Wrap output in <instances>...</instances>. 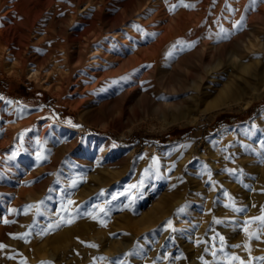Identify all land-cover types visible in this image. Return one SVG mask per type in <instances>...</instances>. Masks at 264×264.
<instances>
[{"label":"rangeland","instance_id":"obj_1","mask_svg":"<svg viewBox=\"0 0 264 264\" xmlns=\"http://www.w3.org/2000/svg\"><path fill=\"white\" fill-rule=\"evenodd\" d=\"M1 5L0 264H264V0Z\"/></svg>","mask_w":264,"mask_h":264},{"label":"bare ground","instance_id":"obj_2","mask_svg":"<svg viewBox=\"0 0 264 264\" xmlns=\"http://www.w3.org/2000/svg\"><path fill=\"white\" fill-rule=\"evenodd\" d=\"M20 4V3H19ZM28 5V4H27ZM20 6V5H19ZM27 7V6H26ZM14 8H17V1L14 3ZM1 9H2V5H1V0H0V40H2L3 38H5L4 37V33H5V31L6 30H8V26H7V23H9V20L7 19V18H5L4 17V13H1ZM14 10V9H13ZM13 10H11L10 12H12ZM17 10V9H16ZM26 11H27V9H26ZM28 12V11H27ZM9 14H11V13H9ZM38 14V13H37ZM240 14V13H239ZM40 15V14H39ZM14 16V15H13ZM23 18V17H22ZM23 20H24V18H23ZM19 23V22H18ZM219 23V22H218ZM200 24V23H199ZM209 24V23H208ZM221 24V23H220ZM12 25V24H11ZM214 25V24H213ZM15 26V25H14ZM24 26V25H23ZM215 26H216V24H215ZM25 28V27H24ZM23 28V29H24ZM26 30V29H25ZM15 31V30H14ZM13 31V32H14ZM24 31V30H23ZM201 31V30H200ZM237 31V30H236ZM12 32V31H11ZM25 32V31H24ZM219 33L218 34H220V35H223V32L224 31H218ZM239 32V31H238ZM241 32H243L242 30H241ZM240 32V33H241ZM27 33H28V31H27ZM30 33V32H29ZM225 33V32H224ZM234 33H236V32H234ZM32 34V33H31ZM184 34V33H183ZM14 36L13 37H15V33L13 34ZM235 35H237V34H235ZM242 35V34H241ZM197 37V36H196ZM240 37V36H239ZM237 38H238V36H237ZM24 39H25V37H24ZM13 40L14 39H11L10 38V33H8V37L7 38H5V41H3L4 42V45H6V48H11L10 49V51L11 52H13L14 54H16V55H20L22 52H21V50H19V49H16V47L15 46H13L12 47V44H13ZM240 40V39H239ZM238 40V41H239ZM19 41H20V39H19ZM242 41H243V39H242ZM244 41H246V40H244ZM233 43H235V41H232L231 43H229V42H226V41H224V42H222V43H220V45H216L215 46V49H217L219 52H220V54H224L225 53V51L229 48V46L230 45H232ZM238 43V42H237ZM0 44H1V41H0ZM15 44V43H14ZM207 44V43H206ZM214 46V45H213ZM235 46V45H234ZM232 47V46H231ZM30 48V47H29ZM9 51V50H8ZM140 51H138L137 53H139ZM25 53V52H24ZM156 56V54L154 53L153 54V56H149V55H147L146 53L144 54V53H140V54H136L134 57H133V59L135 58V60H137L138 62L140 61L141 63L142 62H149L152 58H154ZM20 57V56H19ZM31 57V56H30ZM25 58V61L27 60V58L26 57H24ZM241 59V58H240ZM243 61V60H242ZM263 63H264V61H263ZM240 68L243 70V71H245L246 73H248V75H250L251 77H256V78H258V79H262V76H263V73H264V68H260L258 65H256V64H252V63H242L241 64V66H240ZM262 73V74H261ZM231 79H232V77H231ZM230 79V80H231ZM237 79V78H236ZM233 80V79H232ZM251 81H252V79H251ZM251 81L249 80V78L248 77H243V80H235V81H233V82H230V83H228V86L225 88V92H226V94L228 95V94H231V95H234V94H236L237 92H241V91H243L247 86H249L250 84H251ZM253 82V81H252ZM252 84H254V83H252ZM227 85V84H226ZM261 87H262V89H264V81L261 83ZM260 87V88H261ZM224 91V90H223ZM242 93V92H241ZM212 105V104H211ZM217 106V104H213L212 106ZM210 106V105H209ZM207 108V107H206ZM205 108V109H206ZM212 108V107H211ZM208 109V108H207ZM18 115V114H17ZM17 115H16V118H17ZM10 116H13V115H10ZM32 118L33 117H31L30 116V118L28 117L27 119L25 118L24 119V121H23V123H24V125L25 124H28V122L30 121V120H32ZM12 119H13V117L12 118H9L7 121H8V124H9V127L10 126H13L12 125ZM38 121V120H37ZM22 122V121H21ZM14 124V123H13ZM19 125H20V122H19ZM38 125H40V124H38ZM38 125H37V127H38ZM33 126V125H32ZM35 126V125H34ZM11 129H12V127H11ZM8 130V129H7ZM9 131V130H8ZM23 132H24V130H23ZM16 134V133H15ZM19 135V134H18ZM17 136V135H16ZM20 138V137H19ZM18 138V139H19ZM21 138H22V136H21ZM21 140V139H20ZM10 142H13V141H15V138L14 139H12V140H9ZM18 141V140H17ZM20 143V142H19ZM126 246V245H125Z\"/></svg>","mask_w":264,"mask_h":264},{"label":"snow or ice","instance_id":"obj_3","mask_svg":"<svg viewBox=\"0 0 264 264\" xmlns=\"http://www.w3.org/2000/svg\"><path fill=\"white\" fill-rule=\"evenodd\" d=\"M259 219H262V220H264V217H261V218H259ZM93 246H95V245H93Z\"/></svg>","mask_w":264,"mask_h":264},{"label":"trees","instance_id":"obj_4","mask_svg":"<svg viewBox=\"0 0 264 264\" xmlns=\"http://www.w3.org/2000/svg\"><path fill=\"white\" fill-rule=\"evenodd\" d=\"M132 139H134V137L132 138ZM131 139H128L127 141H130Z\"/></svg>","mask_w":264,"mask_h":264}]
</instances>
